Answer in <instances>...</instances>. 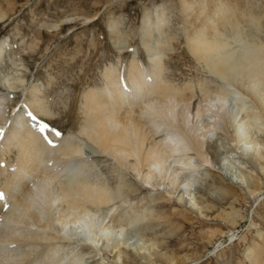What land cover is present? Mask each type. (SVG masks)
<instances>
[{
  "label": "bare ground",
  "instance_id": "obj_1",
  "mask_svg": "<svg viewBox=\"0 0 264 264\" xmlns=\"http://www.w3.org/2000/svg\"><path fill=\"white\" fill-rule=\"evenodd\" d=\"M242 3L243 0H182L180 12L186 16L189 28L181 26L180 30L186 34L190 53L216 78L213 87L201 85L197 92L192 86L178 90L167 83L158 84L164 66L161 56L175 47L176 35L166 13L171 10V2L156 11L155 24L151 14L143 19L142 34L146 37L143 45L148 53L159 57L154 59L149 71L135 60L126 85L117 75L116 68L107 70L105 87L90 89L84 98L86 121L78 131L79 136L71 134L58 139L45 122L34 116V109L44 117L51 115L49 108L39 103L43 100L39 84L28 89L24 100L27 104H23L24 108L21 106L23 109H17L13 122L6 119L0 98V150L10 147L13 150V146L8 147L13 143L19 155L17 163L11 162L12 166L3 163L6 156L0 157V164L4 165L0 168V176L7 177L0 189L4 194L0 198V264H21L23 261L26 264H82L84 254L76 251L74 246L78 247L88 239L92 245L85 246L99 253L102 250L100 242L111 241L116 227H119L118 235L123 236L124 225L135 230L143 220L153 216L148 203L141 210L139 206H133L131 201L136 198L130 200L129 197L138 188L127 178L124 166L116 170L119 183L114 188L95 176L92 166L88 167L84 155L86 148L80 139L91 141L120 167L125 165L128 157H136L130 169L137 172L143 185H151L154 178L161 177L165 182L170 180L174 186H184L181 192L186 196L182 195L179 200L182 202L184 197L187 198L190 209L187 213L209 218L215 207L202 205L193 194L197 186L193 170L196 165L189 151L196 149L197 155L203 158V147L208 142L206 137L224 122L231 129L234 151L230 149L223 153L221 160L230 161L231 157H236L239 161L235 171L232 167L226 168L228 174L250 197L257 199L264 195V43L249 42L242 35L243 23L251 22L259 28L262 16L245 9ZM6 17L0 12V22ZM8 47L7 41L0 42V66L4 65ZM0 87L11 93L19 91L26 87L25 78L21 73L14 77L0 76ZM196 97L200 99L194 101ZM189 114L199 120H209L205 140L195 136L196 129L190 126ZM145 127L160 140L151 139ZM204 158L202 162L206 165L209 160ZM68 167H75L73 173L62 172ZM221 196L233 199L235 193L225 190ZM58 203L62 206V215L56 217L54 207ZM97 224H100L98 232ZM69 225L74 226L75 232L81 229L89 235L79 239L78 245L67 243L70 239L65 235L72 232ZM56 229L65 235L57 233L56 237L46 233ZM228 236L233 238L234 233H228ZM257 236L262 243L252 242L248 259L254 264H264V233L259 231ZM37 241L48 243L39 253H36ZM23 243L21 255L15 254L12 245ZM64 243L68 245H62ZM114 244L111 251L113 264H157L159 260L167 264H196L201 261L198 259L201 256L177 258L167 251L166 243L153 237H143L135 244L122 245L120 241ZM255 254L256 257L251 258Z\"/></svg>",
  "mask_w": 264,
  "mask_h": 264
},
{
  "label": "rangeland",
  "instance_id": "obj_2",
  "mask_svg": "<svg viewBox=\"0 0 264 264\" xmlns=\"http://www.w3.org/2000/svg\"><path fill=\"white\" fill-rule=\"evenodd\" d=\"M171 2H173L171 10L168 9L166 13L169 14L173 34L176 35L173 42L175 47L161 56L164 66L158 84L167 83L178 90L192 86L197 92L202 86L210 84L211 87L215 86L216 78L210 75V71L204 67L201 60L190 53L186 34L180 30L181 26L189 28L188 21L185 22L186 16L180 12L182 0H0V12L7 15L0 22V42L7 41L9 45L4 65L0 66V71L5 74L0 72V76L14 77L21 73L26 86L13 93L0 87V98L4 104L6 119L12 120L17 115V109L24 108L23 104H27L24 100L28 89L39 84L43 99L39 103L41 102L44 108L47 106L51 115L44 117L34 109V116L45 122L52 132L59 133L56 134L58 139H64L71 134L77 136L86 121L84 98L88 91L105 87L108 81L104 78L107 70L116 68L117 75L122 77L123 85H126L125 80L128 81L135 60L139 61L145 70H150L154 59L159 56H152L143 45V39H146L142 34L143 19L147 14H151V21L155 24L156 11ZM242 4L245 9L262 16L259 28L251 22L243 23V37L249 42L264 43V0H243ZM72 19L75 21H71ZM118 35L119 38L114 39ZM22 64L24 66H21ZM197 99L200 98L196 97L194 101ZM230 99L233 101V98ZM195 117L189 114L190 126L196 129L195 136L198 139L205 140L209 120H199ZM218 127L206 137L208 142L202 152L205 157L203 158L209 160L206 165L202 162L203 158L197 155L196 149L189 151V156L196 165L193 170L197 186L193 189V194L202 205L204 203L215 207L213 214L209 213V218H203L194 212L193 215L187 213L190 210L187 198L184 197L182 202L179 200L182 195L186 196L181 192L184 191V186H178L181 189L177 190L178 187L172 185L170 180L166 179L168 181L165 182L161 177L154 178L151 185H143L141 177L136 175L137 172L130 169V165L135 164L136 157H128L130 162L127 160L128 164L120 167L117 161L102 153L91 141L80 139L86 148L84 155L87 159L85 157L84 159L88 161V167L92 166L95 176L98 175L101 181L114 188L119 183L116 170L123 169L124 166L123 171L128 174L127 178L134 181L138 188V191L129 197L130 200L136 198L131 201L134 203L133 206L135 208L139 206L141 210V207L148 203L153 216L143 220L135 230L124 225L123 236L118 235L119 227H116L114 229L116 233L113 232L111 241L100 242L102 250L99 253L85 246L92 245L88 239L86 243H80L79 239L89 234L82 233L81 229L75 232L72 225L68 228L71 227L73 233L68 231V235L57 229L46 233H53L56 237L59 233L69 237L67 243L77 245L80 243V246L72 247L83 252L85 260L82 264H102V260L106 264H113L111 251L115 247L114 242L120 241L122 245L127 242L135 244L143 237H153L160 243H166L167 251L180 259L183 257L196 259L201 256L198 258H201V261L196 264H254V261H249L248 254L250 247L254 245L253 241L262 243L257 235L259 231L264 233V195L257 199L250 197L230 177L226 168L232 167L231 170L235 171L237 167L239 168V161L236 157H231L230 161L221 160L223 153L229 152L230 149L234 151V146L230 141L231 129H228L226 123L221 122ZM144 129L147 131L146 127ZM147 133L151 139L160 140L159 136L153 137L148 131ZM75 142L77 143V137ZM10 146H13V150ZM8 147L9 150H4L5 148L0 150V157L6 156V159L3 158L4 164L10 165L12 162L14 165L19 157L18 149L13 143ZM3 166L0 164V168ZM76 168L80 169L78 165ZM138 168H141V165ZM6 181L7 177L1 175L0 189ZM225 190H232L235 198L221 196ZM61 210L62 206L58 203L54 207V215L59 217ZM56 225L60 227L59 223ZM99 225H96V232L100 229ZM231 232L234 233L233 238L228 236ZM75 233L77 235H74ZM36 243L39 245L36 253L42 251L48 244L46 241ZM67 243L62 245H68ZM24 245L13 244L16 250L14 253L19 252L21 255ZM255 257L256 254L251 258ZM124 261L126 262L125 257ZM162 262L164 261L159 260L157 264ZM21 264L26 262L23 261Z\"/></svg>",
  "mask_w": 264,
  "mask_h": 264
},
{
  "label": "snow or ice",
  "instance_id": "obj_3",
  "mask_svg": "<svg viewBox=\"0 0 264 264\" xmlns=\"http://www.w3.org/2000/svg\"><path fill=\"white\" fill-rule=\"evenodd\" d=\"M57 135H59V133H56ZM3 193H0V198H2L3 197Z\"/></svg>",
  "mask_w": 264,
  "mask_h": 264
},
{
  "label": "water",
  "instance_id": "obj_4",
  "mask_svg": "<svg viewBox=\"0 0 264 264\" xmlns=\"http://www.w3.org/2000/svg\"><path fill=\"white\" fill-rule=\"evenodd\" d=\"M72 170H73V169L69 170L68 172L72 173V172H73Z\"/></svg>",
  "mask_w": 264,
  "mask_h": 264
}]
</instances>
